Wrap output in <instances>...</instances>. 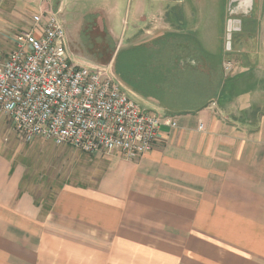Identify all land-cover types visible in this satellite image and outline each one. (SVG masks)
<instances>
[{"label": "crops", "instance_id": "0c3cea01", "mask_svg": "<svg viewBox=\"0 0 264 264\" xmlns=\"http://www.w3.org/2000/svg\"><path fill=\"white\" fill-rule=\"evenodd\" d=\"M132 2L127 39L116 4L95 9L116 44L152 48V86L126 90L175 127L161 126L135 161L85 155L66 181L50 172L55 145L25 142L0 114V264H264V0L234 43L246 62L230 77L219 70L211 99L194 80L208 75L212 36L222 41L225 0ZM40 7L0 0L3 54Z\"/></svg>", "mask_w": 264, "mask_h": 264}, {"label": "built area", "instance_id": "2783aa9c", "mask_svg": "<svg viewBox=\"0 0 264 264\" xmlns=\"http://www.w3.org/2000/svg\"><path fill=\"white\" fill-rule=\"evenodd\" d=\"M51 0H41L17 48L0 50V114L25 142L49 141L84 155L119 154L135 161L175 123L141 107L106 65L82 64L68 52L67 35Z\"/></svg>", "mask_w": 264, "mask_h": 264}, {"label": "rangeland", "instance_id": "374dc122", "mask_svg": "<svg viewBox=\"0 0 264 264\" xmlns=\"http://www.w3.org/2000/svg\"><path fill=\"white\" fill-rule=\"evenodd\" d=\"M114 1L116 3H110L109 0L63 1V11L58 13V18L62 22L66 31L68 52L72 59L77 63L86 65H106L112 63L114 74L126 89L137 88L140 90V87H151L153 83L150 76L151 71L144 66L152 62L151 60L146 59L148 55L153 53L152 48H147L146 46L140 47V43L116 44L109 36L104 20L103 22L101 20L105 13H107L105 10H109L110 6L116 4L117 9L120 10L112 15L114 25L117 28L116 32L120 35L123 22L125 21L127 27L125 26L126 29H123V33L125 32V39H127L128 32L132 29L133 25L136 24L132 22V17H130V20L125 17V13L130 12L133 8V0L131 2H126V0ZM199 1L200 0H191V3H197ZM235 1L236 0H225L223 23L224 33L222 35V41L220 42V45L218 44L216 47L214 45V35L212 36V41H210L209 45L210 51L208 52L210 66L208 68V75L202 76L203 87H222L223 80L219 74V70H221V63L218 62L219 59L221 60L224 58L222 63L223 71L221 72H223L225 78L232 76L237 72L239 66L246 62L240 54L236 52L234 45L235 40L241 39L240 33L242 31V26L240 32L231 33L229 48L227 47L226 32L229 23H231V28L237 29L239 26L238 22H241V19H248V11L253 8V2L251 6L247 8V1ZM58 3L59 0L50 1V9H52L54 13L57 11ZM97 7L105 8V10L96 11L95 8ZM215 30L216 29H212L211 32L214 34ZM243 43L244 41H242V45L245 44ZM113 49L115 50L113 57L109 61H105V59L110 57ZM134 100L140 105V101L136 99ZM49 154V166L51 167L50 164H53L52 161L56 162V164L52 165L50 172L53 175H56L55 173L58 170L61 174H64V180L66 181L71 180L69 179L72 177L70 174L80 164L78 162L75 163L74 161H83L85 159L84 154L67 147L62 150L61 148L53 146V148L50 149Z\"/></svg>", "mask_w": 264, "mask_h": 264}, {"label": "trees", "instance_id": "16d2710c", "mask_svg": "<svg viewBox=\"0 0 264 264\" xmlns=\"http://www.w3.org/2000/svg\"><path fill=\"white\" fill-rule=\"evenodd\" d=\"M114 52H115V50L113 49V51L111 52V55H110V57H108L107 59H105V61H109L112 57H113V54H114ZM223 60H224V58H222L221 60L219 59V63H221V71H223L222 70V67H223V65H222V63H223ZM208 63L210 64V61L208 60ZM210 66V65H209ZM119 76V75H118ZM177 77H179V76H176V78ZM200 78V80H198L196 77H195V79H196V81L194 80V83H198V84H201V87H202V93H203V96H207L208 97V99H211L212 98V96H214L215 94V91H216V89H217V87H203V82L201 81V77H199ZM194 87V86H193Z\"/></svg>", "mask_w": 264, "mask_h": 264}, {"label": "water", "instance_id": "95a60500", "mask_svg": "<svg viewBox=\"0 0 264 264\" xmlns=\"http://www.w3.org/2000/svg\"><path fill=\"white\" fill-rule=\"evenodd\" d=\"M245 1H247V5H248V7L249 6H251V4H252V0H245ZM239 23V26L237 27V29H233V28H231V23H229L228 24V26H227V47L229 48V46H230V38H231V33L232 32H240L241 31V22L239 21L238 22Z\"/></svg>", "mask_w": 264, "mask_h": 264}]
</instances>
